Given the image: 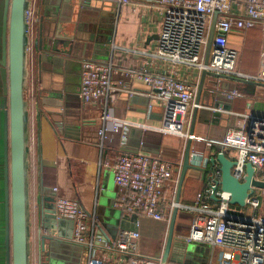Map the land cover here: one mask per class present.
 Wrapping results in <instances>:
<instances>
[{"label":"crops","instance_id":"0c3cea01","mask_svg":"<svg viewBox=\"0 0 264 264\" xmlns=\"http://www.w3.org/2000/svg\"><path fill=\"white\" fill-rule=\"evenodd\" d=\"M5 0H0V62ZM43 19L45 35L43 49L36 50L39 25ZM162 13L155 0H132L120 4L117 0H32L30 11L31 45L29 50V110H30V173L32 197V264L45 262L40 246V201L43 189L76 199L85 208L90 226L89 241H114L123 230L139 233L137 251L144 258L161 259L170 221L154 220L144 215L128 214L115 202L118 187L113 164L123 153H147L181 162L186 138L159 130L165 115L158 93L141 80L127 74L130 69L163 72L167 65L155 55ZM229 44L239 50L236 68L246 74H256L262 66L264 24L246 30H233ZM44 54L39 68L37 57ZM50 56L62 60L54 69ZM95 59L112 62V77L121 79L124 87L113 96L85 103L79 96L82 61ZM1 67V63H0ZM178 75L198 82L197 66H178ZM199 106L193 137L196 164L208 168V158L219 151L231 159L237 158L236 148L220 149L227 132L249 116L264 127V84L230 78L207 76ZM233 90L239 95L230 96ZM3 81L0 72V264H6L5 250V113ZM111 118L104 120V111ZM117 121L131 122L127 139L111 130ZM109 128V137L101 146L99 130ZM203 170L189 169L183 184L181 204L176 220V236L187 238L195 227L205 224L207 213L195 207L201 203L216 208L220 202L211 198V184ZM261 175L256 172V176ZM57 189L58 191H56ZM217 195V194H216ZM258 189L254 197L262 198ZM261 200V199H260ZM246 207L230 205V212L239 217L254 214ZM56 212V209H55ZM250 212V214H248ZM57 213V212H56ZM69 220V219H68ZM136 224V225H135ZM134 226H137L135 229ZM105 233H100V229ZM71 230L69 225L62 228ZM43 231L42 234H44ZM74 235V227H73ZM67 242L65 239H58ZM188 241H193L189 240ZM60 246L55 252L61 264H88L90 248L76 244ZM198 249L195 260L209 256L208 264H229L230 252L203 241H193ZM70 244V243H63ZM48 246V242H47ZM48 250V249H47ZM115 264H129L128 257L107 252Z\"/></svg>","mask_w":264,"mask_h":264},{"label":"built area","instance_id":"2783aa9c","mask_svg":"<svg viewBox=\"0 0 264 264\" xmlns=\"http://www.w3.org/2000/svg\"><path fill=\"white\" fill-rule=\"evenodd\" d=\"M130 4L132 0H117ZM162 13L155 55L167 67L163 72L147 69H130L127 74L143 81L154 89L163 101L165 115L159 130L180 135L186 139L190 134L191 118L196 106L198 82L188 81L178 75V66L194 65L203 69L240 76L264 83V50L262 66L256 74H246L236 68L239 50L229 44V35L235 30H246L264 24V0H155ZM215 34L209 62L204 63L215 13ZM112 62L84 59L82 61L79 96L85 103L102 98H113L124 87L121 79H114ZM233 90L230 96L239 95ZM111 116L104 111L103 119ZM131 123V122H130ZM127 121H117L113 132L128 136ZM253 123L254 127L251 126ZM101 146L109 137V128L99 130ZM220 149L236 148L237 164L233 171L239 177L245 174V164L251 162L258 178L264 180V127L261 129L252 117H245L237 127L230 129L218 143ZM181 162L147 153H123L113 164L114 179L118 187L115 205L128 214H141L154 220L170 221L179 184ZM58 191L57 189H55ZM58 193V192H57ZM212 193V188L208 189ZM223 201L216 208L201 203L202 193L197 196L195 207L206 212V222L192 230L189 240L207 242L226 248L230 252L229 264H264V216L258 212L260 198H249L254 214L239 217L230 212L229 194L218 190ZM56 212L61 218L74 221L73 241L90 248L88 264H115L107 252L128 257L129 264H161V259L144 258L137 251L139 233L123 230L114 241H89L90 226L85 208L74 198L56 196Z\"/></svg>","mask_w":264,"mask_h":264},{"label":"water","instance_id":"95a60500","mask_svg":"<svg viewBox=\"0 0 264 264\" xmlns=\"http://www.w3.org/2000/svg\"><path fill=\"white\" fill-rule=\"evenodd\" d=\"M59 2V0H58ZM32 0H5L2 34V59L1 77L3 81V99L5 113V250L6 264H32V197L30 173V110H29V50L31 45L30 11ZM218 12L215 13L210 32L209 42L204 63L208 64L215 23ZM39 25L38 38L34 41L36 50L43 49L45 26L43 19ZM37 57L39 68L42 60ZM49 62L54 69L61 65L62 60L57 56H50ZM207 76L215 78H230L249 83L264 84L263 82L246 79L240 76L220 74L208 69H203L198 82L196 106L194 107L190 134L193 135L199 106L202 102L204 84ZM255 120V118H253ZM251 124V123H250ZM254 124L252 123L251 126ZM193 138L186 140L183 160L179 176L176 195L177 205L174 207L170 219L169 230L161 264H208L209 256L195 260L193 253L198 249L193 241L176 236L175 226L181 204L183 184L189 169L203 170L208 174L207 180L211 184V198L221 202V197L216 195L218 190L229 194L228 204L237 207H246L258 189L264 190V180L256 176V169L251 162L245 164V174L239 177L233 171L237 164L236 159L227 157L225 152L219 151L208 158V168L196 164L198 154H193ZM48 188L43 189L40 196V246L45 262L41 264H61L55 252L60 246L70 248L75 246L72 242L74 221L61 218L55 212L57 192ZM137 219V214H134ZM69 225L71 230L65 232L62 228ZM136 225V224H135ZM136 229L137 226H134ZM138 229V228H137ZM43 231H45L44 234ZM100 233H105L101 228ZM65 239L67 242H60ZM48 242V246H47ZM48 249V250H47Z\"/></svg>","mask_w":264,"mask_h":264},{"label":"rangeland","instance_id":"374dc122","mask_svg":"<svg viewBox=\"0 0 264 264\" xmlns=\"http://www.w3.org/2000/svg\"><path fill=\"white\" fill-rule=\"evenodd\" d=\"M261 200H260V206H259V214L260 215H263L264 216V195L262 196V198H260ZM250 206H252V205H250ZM250 212L252 213L253 212V210H250ZM250 212H248V214H250Z\"/></svg>","mask_w":264,"mask_h":264}]
</instances>
